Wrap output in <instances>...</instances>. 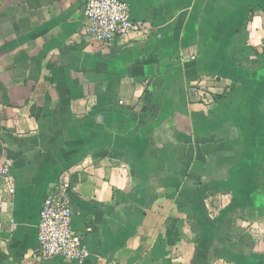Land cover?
Here are the masks:
<instances>
[{
  "label": "crops",
  "instance_id": "1",
  "mask_svg": "<svg viewBox=\"0 0 264 264\" xmlns=\"http://www.w3.org/2000/svg\"><path fill=\"white\" fill-rule=\"evenodd\" d=\"M87 1L0 0V264H79L35 260L65 173L82 264H264V0H124L108 46Z\"/></svg>",
  "mask_w": 264,
  "mask_h": 264
},
{
  "label": "built area",
  "instance_id": "2",
  "mask_svg": "<svg viewBox=\"0 0 264 264\" xmlns=\"http://www.w3.org/2000/svg\"><path fill=\"white\" fill-rule=\"evenodd\" d=\"M84 17L82 36L103 46L111 45L117 40H148L154 34L149 23L133 20L130 6L124 0H88ZM219 81L205 79L194 84L198 101L207 108L218 101ZM0 177L8 181L6 195L15 196L16 189L8 165L0 170ZM71 190L70 174L65 173L61 176L56 191L44 201L38 227L39 249L35 255V260L39 263L60 257L64 262L82 264L90 258L91 254L82 234L73 228V212L69 200ZM3 211L4 205L0 199V214Z\"/></svg>",
  "mask_w": 264,
  "mask_h": 264
}]
</instances>
